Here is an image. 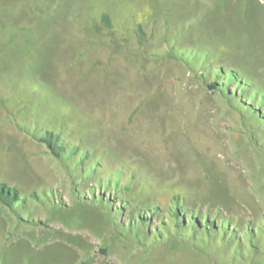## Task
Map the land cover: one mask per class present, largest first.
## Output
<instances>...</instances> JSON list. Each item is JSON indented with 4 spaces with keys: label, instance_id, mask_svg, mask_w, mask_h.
<instances>
[{
    "label": "rangeland",
    "instance_id": "rangeland-1",
    "mask_svg": "<svg viewBox=\"0 0 264 264\" xmlns=\"http://www.w3.org/2000/svg\"><path fill=\"white\" fill-rule=\"evenodd\" d=\"M0 181V264H264V0H0Z\"/></svg>",
    "mask_w": 264,
    "mask_h": 264
},
{
    "label": "trees",
    "instance_id": "trees-1",
    "mask_svg": "<svg viewBox=\"0 0 264 264\" xmlns=\"http://www.w3.org/2000/svg\"><path fill=\"white\" fill-rule=\"evenodd\" d=\"M102 21L105 26L107 27L112 26L110 16L107 13L103 15ZM45 139H46L45 141L49 144V146L54 149L55 147L54 145L56 144V138H54V135L52 134L45 136ZM18 199H19V193L17 188L11 187L6 182L0 181V201L10 206Z\"/></svg>",
    "mask_w": 264,
    "mask_h": 264
}]
</instances>
